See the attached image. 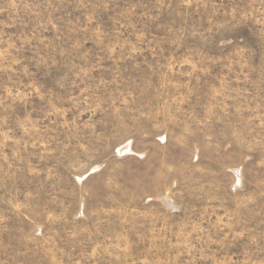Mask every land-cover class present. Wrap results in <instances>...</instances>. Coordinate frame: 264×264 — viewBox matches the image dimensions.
<instances>
[{
    "label": "rangeland",
    "instance_id": "rangeland-1",
    "mask_svg": "<svg viewBox=\"0 0 264 264\" xmlns=\"http://www.w3.org/2000/svg\"><path fill=\"white\" fill-rule=\"evenodd\" d=\"M0 264H264V0H0Z\"/></svg>",
    "mask_w": 264,
    "mask_h": 264
}]
</instances>
